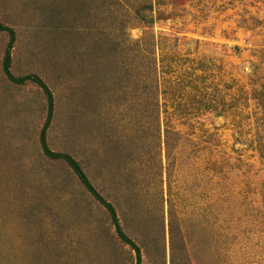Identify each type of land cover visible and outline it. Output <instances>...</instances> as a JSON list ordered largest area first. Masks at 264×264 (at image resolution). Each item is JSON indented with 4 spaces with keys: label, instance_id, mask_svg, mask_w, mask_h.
Segmentation results:
<instances>
[{
    "label": "rangeland",
    "instance_id": "rangeland-1",
    "mask_svg": "<svg viewBox=\"0 0 264 264\" xmlns=\"http://www.w3.org/2000/svg\"><path fill=\"white\" fill-rule=\"evenodd\" d=\"M0 27V264H264V0H0Z\"/></svg>",
    "mask_w": 264,
    "mask_h": 264
},
{
    "label": "trees",
    "instance_id": "trees-1",
    "mask_svg": "<svg viewBox=\"0 0 264 264\" xmlns=\"http://www.w3.org/2000/svg\"><path fill=\"white\" fill-rule=\"evenodd\" d=\"M0 29H2L0 27ZM9 61H10V55H9V49H6L5 52V56H4V61H3V71L6 74V76L9 78V80H11L12 82H15L17 84H22L25 81H30L33 83H36L43 91L45 97L46 98V103H47V109H48V115H47V119L48 121L51 119L52 114H53V96L50 92V90L48 89V87L38 78H34L32 76H27L21 79H15L11 76L10 71H9ZM47 123L45 124V126L43 127L41 134H40V141H41V145L43 149V153L46 157H48L49 159H54V160H61L64 163L67 164V166L72 170V172L76 175V177L78 178L79 182L84 186V188L96 199V201H99L109 212L110 217L112 219V222L116 228V232L118 233V235L120 236V238L127 244L131 245V247L136 250L137 253V258L139 259V251L138 249L135 247V245L128 240L123 233L121 232L119 225H118V221H117V216L115 214V211L113 209V207L107 203L104 202L102 197L99 195V193L95 190V188L93 187V185L91 184V182L89 181L87 175L85 174V172L83 171L81 165L72 157L66 155V154H60V153H55L54 151H50L47 147V145L45 144V139H44V134H45V130H46V126Z\"/></svg>",
    "mask_w": 264,
    "mask_h": 264
}]
</instances>
